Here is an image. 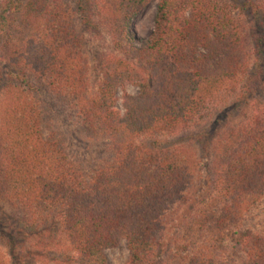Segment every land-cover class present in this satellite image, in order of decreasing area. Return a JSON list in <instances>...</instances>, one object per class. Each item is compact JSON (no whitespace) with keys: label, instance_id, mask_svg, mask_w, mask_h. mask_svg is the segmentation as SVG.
<instances>
[{"label":"trees","instance_id":"trees-1","mask_svg":"<svg viewBox=\"0 0 264 264\" xmlns=\"http://www.w3.org/2000/svg\"><path fill=\"white\" fill-rule=\"evenodd\" d=\"M154 1L0 0L8 67L0 69V200L21 212L23 225L6 230L0 221L9 256L0 264L45 263L53 249L51 264H109L106 251L121 240L128 264H214L228 250L264 264V102H256L264 41L249 73L240 16L248 10L264 27V0H158L154 29L140 39L134 21ZM74 14L84 29L98 21L108 32L111 51L94 90ZM35 82L66 98L78 127L109 142L111 157L88 169L72 160L44 126ZM130 85L139 94L123 96L121 113L119 92ZM228 96L231 111L255 104L253 114L224 132L225 112L212 123L213 157L192 197L190 157L161 137L198 126ZM148 141L160 145L147 149ZM53 234L64 243H44ZM36 239L37 250H27Z\"/></svg>","mask_w":264,"mask_h":264},{"label":"rangeland","instance_id":"rangeland-1","mask_svg":"<svg viewBox=\"0 0 264 264\" xmlns=\"http://www.w3.org/2000/svg\"><path fill=\"white\" fill-rule=\"evenodd\" d=\"M246 0H237V3L245 2ZM158 5V0L152 2L142 13L138 15L134 21L133 28L135 33L140 39H146L154 29V19L156 14V7ZM239 12V11H238ZM236 12V15L238 14ZM74 18L72 22L75 23L76 31L78 35L81 36L80 45L81 51L83 52L86 60L89 65V80L91 88L94 90L98 87L100 81L102 67L104 65L105 59L110 54L111 45L108 37V32L105 26L99 23L98 21L93 22L96 24V27L84 29L78 19L77 14L73 15ZM242 22L246 26V34L248 36V52H249V63H250V72L252 73V64L255 60V45L258 44V41L262 39L264 41V27L259 26V21L255 19L254 13L250 11H244L241 15ZM6 62L0 61V69L4 70L7 67ZM34 85L38 90V97L41 100H44L46 105V121L45 128L54 134L52 137L59 142L62 149L64 148L72 160L79 161L80 164L88 169L91 166L97 164L102 159H108L112 155L111 146L109 142L103 139H96L91 137L89 134H86L83 130L78 127L76 120L73 117V111L70 109V104L66 98H59L52 95L46 88L44 89L37 82ZM253 85V81L249 82ZM262 88V87H261ZM5 92V91H4ZM137 96L139 90L136 86L130 85L126 87V90L119 92V102L117 104V110L123 113L122 103L124 95ZM257 94L259 97L257 101L259 104L264 102V89H258ZM257 96V95H254ZM5 96L3 92H0V124H1V109L2 104L4 103ZM235 98L226 97L221 99L218 105L214 107L210 106L205 115L203 116V121L193 129L183 131L179 135H163L161 140L165 142L164 147H168L171 144H178L190 157L193 164V177H192V187H191V196L193 197L196 190L200 186L201 179L203 174L206 171L205 158L209 155L212 156V146L214 144L215 133L213 132V122L224 113L222 124H220V129L218 132H224L228 128H238L245 123L246 119L253 114V108L255 104H252L250 108L246 109L243 113L239 111H231V107ZM228 110V111H227ZM160 144H154L153 141H148L146 143L147 149H154ZM208 166V164H207ZM22 214L19 210L16 209L12 204L8 203L6 200H0V221L4 225V228L7 230L9 228L21 229L23 227L21 223ZM258 222L262 223L264 227V211L259 214ZM48 237V236H46ZM45 237V238H46ZM28 241L25 244L27 250L36 251L37 250V241ZM44 240V239H43ZM53 240L64 243L61 236L53 234L50 238L45 239L44 243L51 242ZM53 242V243H52ZM36 246V248L34 247ZM54 248V247H53ZM34 249V250H33ZM44 252V251H43ZM58 251L53 249V251L44 252L46 261L44 259L38 260V263L33 262L31 264H51L52 261L58 258ZM162 251L160 250V253ZM109 264H128L129 261V251L127 249V243L125 240H121L119 245L116 248H112L106 251ZM167 252L165 251L161 259L165 260ZM0 258L4 262H9L8 251L5 244L0 240ZM214 264H246L243 260L242 255L238 251H230L223 253Z\"/></svg>","mask_w":264,"mask_h":264}]
</instances>
